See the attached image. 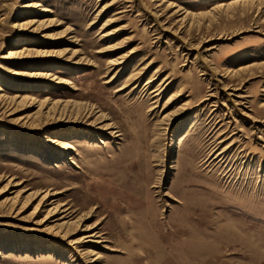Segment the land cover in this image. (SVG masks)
I'll use <instances>...</instances> for the list:
<instances>
[{
    "label": "rangeland",
    "instance_id": "obj_1",
    "mask_svg": "<svg viewBox=\"0 0 264 264\" xmlns=\"http://www.w3.org/2000/svg\"><path fill=\"white\" fill-rule=\"evenodd\" d=\"M0 264H264V0H0Z\"/></svg>",
    "mask_w": 264,
    "mask_h": 264
},
{
    "label": "bare ground",
    "instance_id": "obj_2",
    "mask_svg": "<svg viewBox=\"0 0 264 264\" xmlns=\"http://www.w3.org/2000/svg\"><path fill=\"white\" fill-rule=\"evenodd\" d=\"M238 1H242V0H235V2H238ZM37 5H39V4H37ZM36 5V6H37ZM32 6H34V4H30L28 7H32ZM27 25V24H26ZM22 26H23V24H22ZM27 50V49H26ZM22 52V51H21ZM17 53H19L18 51H11V53H10V55L11 56H13V55H16ZM160 87V86H159ZM160 89L161 88H157V89H155L156 91H158L159 90V92H160ZM159 94V93H158ZM171 99V98H170ZM50 142L49 143H52V144H54V145H58L60 142H58V140H55V139H52V140H49ZM224 153V152H223ZM224 157V156H223ZM48 201H49V196H48V194H46L43 198H42V200H41V203H40V205L41 204H47L48 203ZM94 238H102L100 235H98L97 233H93V234H89V235H86L85 236V239H87V241L89 242H91V241H95V239ZM98 241V242H97ZM96 242L97 243H99V242H101L102 240H97ZM99 258V256L96 258V259H98ZM95 262L97 261V260H94Z\"/></svg>",
    "mask_w": 264,
    "mask_h": 264
}]
</instances>
